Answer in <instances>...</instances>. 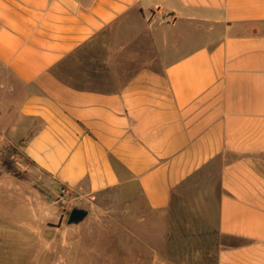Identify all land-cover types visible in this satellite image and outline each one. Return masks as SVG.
I'll return each mask as SVG.
<instances>
[{
  "label": "crops",
  "instance_id": "1",
  "mask_svg": "<svg viewBox=\"0 0 264 264\" xmlns=\"http://www.w3.org/2000/svg\"><path fill=\"white\" fill-rule=\"evenodd\" d=\"M0 129L75 198L187 197L212 264H264V0H0Z\"/></svg>",
  "mask_w": 264,
  "mask_h": 264
},
{
  "label": "rangeland",
  "instance_id": "2",
  "mask_svg": "<svg viewBox=\"0 0 264 264\" xmlns=\"http://www.w3.org/2000/svg\"><path fill=\"white\" fill-rule=\"evenodd\" d=\"M24 141H0V264H150L162 247L177 251L167 255L175 263H213L204 250L218 240L203 233L214 225L189 222L187 197L163 214L115 190L62 202L52 178L23 154ZM75 207L89 213L68 224Z\"/></svg>",
  "mask_w": 264,
  "mask_h": 264
},
{
  "label": "water",
  "instance_id": "3",
  "mask_svg": "<svg viewBox=\"0 0 264 264\" xmlns=\"http://www.w3.org/2000/svg\"><path fill=\"white\" fill-rule=\"evenodd\" d=\"M88 211L83 208H73L68 216L67 223L68 224H78L84 220L85 217L88 215ZM53 235V231H48L44 234L45 238H50Z\"/></svg>",
  "mask_w": 264,
  "mask_h": 264
},
{
  "label": "built area",
  "instance_id": "4",
  "mask_svg": "<svg viewBox=\"0 0 264 264\" xmlns=\"http://www.w3.org/2000/svg\"><path fill=\"white\" fill-rule=\"evenodd\" d=\"M173 20V19H171ZM71 193L69 192V189L67 187H61L59 189V198L62 202H65L66 198L70 197Z\"/></svg>",
  "mask_w": 264,
  "mask_h": 264
}]
</instances>
